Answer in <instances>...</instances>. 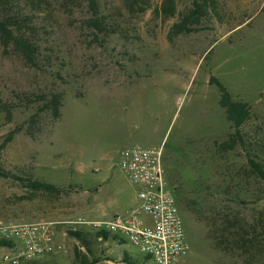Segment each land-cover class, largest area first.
Segmentation results:
<instances>
[{
  "label": "rangeland",
  "instance_id": "1",
  "mask_svg": "<svg viewBox=\"0 0 264 264\" xmlns=\"http://www.w3.org/2000/svg\"><path fill=\"white\" fill-rule=\"evenodd\" d=\"M0 10L34 48L28 61L0 35V225L55 221L67 248L25 264L78 254L156 264L77 222L137 205L118 163L135 144L163 150L190 245L181 264H264V184L240 145L221 149L235 128L212 82L250 104L241 129L264 159V0H0ZM30 179L59 190L36 191ZM245 225L259 236L250 258L226 249ZM9 251L0 247V264Z\"/></svg>",
  "mask_w": 264,
  "mask_h": 264
},
{
  "label": "built area",
  "instance_id": "2",
  "mask_svg": "<svg viewBox=\"0 0 264 264\" xmlns=\"http://www.w3.org/2000/svg\"><path fill=\"white\" fill-rule=\"evenodd\" d=\"M118 163L137 186V205L109 218L77 222L113 232L156 264H181L190 245L174 187L164 174L162 148L125 146L118 152ZM0 238L10 242L4 264H25L67 250L58 239L55 221L4 223Z\"/></svg>",
  "mask_w": 264,
  "mask_h": 264
},
{
  "label": "trees",
  "instance_id": "3",
  "mask_svg": "<svg viewBox=\"0 0 264 264\" xmlns=\"http://www.w3.org/2000/svg\"><path fill=\"white\" fill-rule=\"evenodd\" d=\"M212 1V0H211ZM198 8L200 6L198 5ZM165 12H169L170 14H175V5L173 6H164L163 9ZM196 13V10L193 11ZM193 14V15H195ZM7 17L6 14H1L0 10V35L2 36L6 46L8 44H13L14 47L23 54V56L28 61L34 60V48L33 43L28 40V38L24 37L19 31H16L5 19ZM180 30L185 29L183 25H177ZM213 83H216L218 86L221 99L220 103L225 108L228 120L233 124L235 131L229 136V139L223 142L221 145V149H233L236 146L240 145L246 151L247 163L256 177L264 184V159H261L260 154L253 153L247 149L248 143L250 145L251 141H248L246 138V134L243 132L241 127L249 120L251 116V107L248 102L244 101H237L233 99L231 92L228 88L218 79H213ZM53 104L55 108V113L58 114L60 111V104H61V96L56 94L53 98ZM9 141V140H8ZM7 143V142H5ZM5 145V144H4ZM29 187L36 191H47L50 193H56L59 190L55 184L46 182L39 179H30ZM177 190L174 188V193L176 195L177 201ZM179 204V203H178ZM251 229L255 230L252 225L249 226H242L238 228H234L231 235L236 236V239L233 241L226 243V249L229 251H236L237 249L242 250L241 255H248L247 257L250 258L252 256V249L250 246L254 245L253 242L256 243L259 241V236L257 234L256 237H252ZM106 237L108 231H101ZM251 235V236H250ZM117 238H120L118 235H115ZM121 241L127 242L124 238H120ZM252 244V245H251ZM4 245H10V242L0 238V247ZM250 251V253H248ZM78 262L73 264H96L98 262L97 259L89 258L87 255H80L77 256ZM146 259H150L149 256H146Z\"/></svg>",
  "mask_w": 264,
  "mask_h": 264
},
{
  "label": "crops",
  "instance_id": "4",
  "mask_svg": "<svg viewBox=\"0 0 264 264\" xmlns=\"http://www.w3.org/2000/svg\"><path fill=\"white\" fill-rule=\"evenodd\" d=\"M137 200H138V197H137Z\"/></svg>",
  "mask_w": 264,
  "mask_h": 264
}]
</instances>
